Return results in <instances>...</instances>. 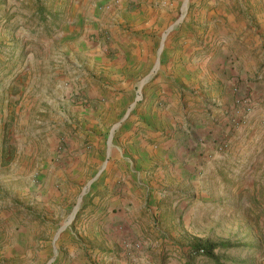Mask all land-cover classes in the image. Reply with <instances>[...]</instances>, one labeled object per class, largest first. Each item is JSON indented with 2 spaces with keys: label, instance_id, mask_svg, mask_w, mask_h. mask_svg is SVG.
I'll use <instances>...</instances> for the list:
<instances>
[{
  "label": "rangeland",
  "instance_id": "374dc122",
  "mask_svg": "<svg viewBox=\"0 0 264 264\" xmlns=\"http://www.w3.org/2000/svg\"><path fill=\"white\" fill-rule=\"evenodd\" d=\"M184 3L0 0V264H264V10L237 7L247 26L227 39L208 20L217 3L188 0L167 32ZM217 52L241 66L225 124L219 68L175 83ZM154 110L161 130L145 117ZM142 144L172 145L175 160L148 167ZM139 161L146 195L129 196ZM115 197L134 204L128 220L109 209ZM222 242L238 247L214 249L215 260L193 252Z\"/></svg>",
  "mask_w": 264,
  "mask_h": 264
},
{
  "label": "crops",
  "instance_id": "0c3cea01",
  "mask_svg": "<svg viewBox=\"0 0 264 264\" xmlns=\"http://www.w3.org/2000/svg\"><path fill=\"white\" fill-rule=\"evenodd\" d=\"M10 1L11 0H7V2H10ZM78 1H81V0H76V2H78ZM87 1H89V0H83L84 3L87 2ZM130 1L135 2V0H130ZM256 1L258 2V5L260 4L259 7H262L263 10H264V0H256ZM212 2L213 3H217V6H216L217 10L212 8V11H210L208 13V20L210 18L213 19V23L215 21H217L219 23L218 24V27H219L218 33H219V35H221V37H223L225 35V37L227 39L230 37L228 35L229 32H230L229 34H232V33L234 34V30L235 29H237V31H239L242 28H245L247 26L246 21L241 16L238 15V12L235 11V9L237 7L240 6V7H243L245 9H248V8L251 9L252 7L256 6L257 8H259L257 5H255L256 4L255 0H212ZM182 5H184V4H182ZM185 5H186V9H184V7L182 6V15L171 26L174 27L176 24H178L179 22L182 21V19L185 16V13H186V11L188 9V3H186ZM260 28L264 29V23L260 24ZM169 31H167V32H169ZM235 33H236V31H235ZM164 35H165V38H166V34H163V36ZM163 36H162V40L163 41L161 40L160 47H159L160 51L158 50V58L155 61V64H154L152 70L150 71V73L148 75H151L154 71H156V68L159 65V55L162 52L163 42L165 40V38L163 39ZM207 37H208V35H205L204 39H206ZM253 48L254 47H252V50H253ZM248 50H251V49L249 48ZM231 53L232 52L229 51V47H225L223 49V55L224 56H228ZM253 53H254L253 51L250 52V56H252L251 54H253ZM219 55H220V52H217L216 54L210 53L209 56H208L209 58H207L204 61H198V62H195V63H192V64H187V66L182 70V74L179 76V79H177V77L175 76V83L179 84V83L189 82V81L196 82L197 80H199L201 78L203 73L205 71H207V70H205L202 73L201 70H200L201 66L202 65L205 66V64H207V62L209 64L208 66L210 68L209 69V73L210 74H211V71L217 73V69L219 68V73L223 72V78H226V79H222V78L218 79L219 82H220L218 85L221 88H222V86L225 87V91H224L225 92V97L223 96V100H222L223 104H225L223 106L225 111L222 114L223 115L222 121L225 124V123H227V121L230 118V116L228 115L227 110H226L227 106L228 105H232L231 107H233L235 103H236V105L238 104L237 103L238 92H237V94L235 96H232L230 93L227 92V89H229L228 88L229 86L233 87L230 84H234V80H236V81L238 80L237 77L239 76V69H241V66L240 65L237 66L238 62H235V64H231L230 60H225L222 63L218 59ZM254 59L256 60V57L255 58L248 57V62L250 64V66H251V70L255 69L254 67H255L256 62L254 61ZM157 62H158V64H157ZM220 63H222L221 66H219ZM248 70L250 71V69H248V68H245V69L243 68V70H241V72H242L241 74L243 75L244 72L248 71ZM230 75H235L237 77L236 78H232L231 82H230V77H228ZM215 77H217V76L215 75ZM247 85H248L249 88H252L250 83H248ZM182 87H184V86H182ZM185 87L189 88L190 86L187 83ZM236 88L240 89V88H238V86ZM140 89L141 88H139V90ZM145 117H146L147 121H150L151 123H153V127L157 128L158 130H161V128H163L165 126V123H164V120H163L164 118L159 114L158 111H155V110L154 111H148L147 113H145ZM162 123H163V125H162ZM156 132H158V131H156ZM206 136H209L208 132L206 133ZM171 142H173L172 143V145H173L174 142H175V139L174 140L172 139L168 143H171ZM172 145L169 146V148H167V149L166 148L162 149V148H158V147H155V146H151L149 148V147H146L145 144H142L141 148L137 149V152H138L140 158L143 159L144 164H148V167H152V166L155 165V163L153 161H155L154 159H156V158H162L163 159L162 162L164 163V166H165V165L172 164V162L175 160V153H173V152H176L177 150H176V147L172 148ZM142 163L143 162L139 161L138 164H134V166H135L134 168H133V162H130L128 164L129 165L128 169H129V173H130V178L128 177V179L129 180H133V182H131V181L125 182L126 186H125L124 189L127 192V195H129V196L134 195L135 193L136 194L143 193L144 195H146V193H145L146 192L145 191L146 190L145 189V185H147V175L148 174H147L146 170L139 169V167H141L143 169L146 168L145 165L144 166L142 165ZM105 165H106V161L104 162V164H103L102 168L100 169V171H98L97 174L94 176V178L96 176H98L99 173L103 172V170L105 169ZM132 168H133V170H132ZM95 180H97V177H96ZM121 201L122 200H118L115 197L113 199V203H111L109 209H111L112 211L113 210H117V209H121V211H120L121 214H123L125 216V220H128V218H130V217H132L134 215L133 214L134 212L132 210V207H134V204H132L131 207L130 206L126 207L122 203L123 205L120 206L119 204H121ZM122 202H124V201H122ZM128 203H130V201ZM115 212L117 213V211H115ZM108 226L109 225H106V226H103L102 228H100L98 234L102 233V231H101L102 229H103V232L104 231H108V229H109Z\"/></svg>",
  "mask_w": 264,
  "mask_h": 264
},
{
  "label": "water",
  "instance_id": "95a60500",
  "mask_svg": "<svg viewBox=\"0 0 264 264\" xmlns=\"http://www.w3.org/2000/svg\"><path fill=\"white\" fill-rule=\"evenodd\" d=\"M184 9H186V5H184ZM172 27H173V26H170L169 29H168V31L171 30ZM164 38H165V35L163 36V39H164ZM162 41H163V40H162ZM161 47H162V46H161ZM159 51H160V49H159ZM157 64H158V62H157ZM149 76H150V75L146 76L145 79L142 80V82H141L139 88H141V86L146 82V80L149 78ZM138 99H139V97L137 96L135 100H138ZM132 106H133V105H132ZM127 114H128V113H127ZM127 114L124 116L123 120L127 117ZM118 125H119V123L116 124V125L112 128V130H111V134H110V136H109V139H110V140H111V138H112L113 131L115 130V128H116ZM96 177H97V176H96ZM96 177H95L94 179H92L91 181H89L88 184L83 188V190H82V192H81V194H80V197H79L78 200H77V205H76V207L74 208V210H73L71 216L69 217L68 221L65 222V223L63 224V226L59 229L58 233L62 232V231H63V230L69 225V224H71V222L74 220L75 215H76V213H77V211H78V205H79V203L82 201V198H83L84 195L86 194L87 189H88V188L90 187V185L95 181ZM55 239H56V238H54V241H55ZM56 255H57V249H56L55 246L53 245V256H56ZM52 261H53V259H51L47 264H51Z\"/></svg>",
  "mask_w": 264,
  "mask_h": 264
},
{
  "label": "trees",
  "instance_id": "16d2710c",
  "mask_svg": "<svg viewBox=\"0 0 264 264\" xmlns=\"http://www.w3.org/2000/svg\"><path fill=\"white\" fill-rule=\"evenodd\" d=\"M237 247L238 246L233 245L230 242H222V243H219L217 245H207L204 247L196 246V247H194L193 252L196 256H205V257H208L210 259H213L214 256L212 255V252L214 249L229 250V249H234ZM213 260H215V259H213ZM215 261L217 264V260H215Z\"/></svg>",
  "mask_w": 264,
  "mask_h": 264
},
{
  "label": "bare ground",
  "instance_id": "6f19581e",
  "mask_svg": "<svg viewBox=\"0 0 264 264\" xmlns=\"http://www.w3.org/2000/svg\"><path fill=\"white\" fill-rule=\"evenodd\" d=\"M186 3H188V0H185V3H184V5H185ZM141 88H142V87H141ZM133 106H134V105H133ZM90 186H91V185H90ZM60 234H61V232L57 234V237H56V239L59 237V235H60ZM56 239H55V240H56Z\"/></svg>",
  "mask_w": 264,
  "mask_h": 264
}]
</instances>
